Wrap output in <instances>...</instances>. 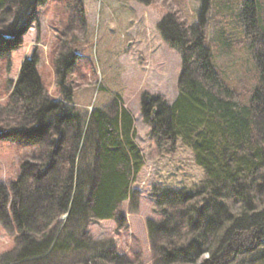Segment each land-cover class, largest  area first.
<instances>
[{
    "label": "trees",
    "instance_id": "16d2710c",
    "mask_svg": "<svg viewBox=\"0 0 264 264\" xmlns=\"http://www.w3.org/2000/svg\"><path fill=\"white\" fill-rule=\"evenodd\" d=\"M45 1L0 0V58L20 48ZM65 1L73 7L68 26H84V0ZM198 12L192 24L177 12L162 19L163 38L182 59L178 95L171 104L155 101L156 123L152 106H143L157 140L182 137L205 173L195 187L153 193L160 217L147 220L152 264H264V0H202ZM229 14L238 38L230 35ZM222 16L226 23L217 24ZM64 33L52 56L60 97L45 85L36 52L24 58L15 80H6L0 140L30 147L34 156L8 183L0 180V222L16 231L0 264H143L139 253L111 242L88 252V229L80 240L72 237L81 221L124 226L122 204L135 201L132 185L145 160L133 114L117 99L110 109L93 107L86 124L70 104L67 78L79 49ZM238 47L247 49L250 63L246 92L224 78L216 61V48L237 54ZM63 230L69 234L60 239Z\"/></svg>",
    "mask_w": 264,
    "mask_h": 264
},
{
    "label": "rangeland",
    "instance_id": "374dc122",
    "mask_svg": "<svg viewBox=\"0 0 264 264\" xmlns=\"http://www.w3.org/2000/svg\"><path fill=\"white\" fill-rule=\"evenodd\" d=\"M83 2L86 17L84 26L79 21L68 26L73 7L65 0H46L40 7L38 21L23 35L20 48L13 51L10 58H0V102H5L7 98L6 80H15L24 58L35 52L45 85L52 95L60 97L52 56L64 31L69 38L75 39L79 56L67 78L72 88L70 104L81 112L86 124L93 107L110 109L117 99L133 114L136 141L141 147L145 163L132 185L138 193L135 201L128 199L122 204L126 218L124 226L114 220L91 221L87 226L81 221L73 228L72 237L80 240L81 231L88 229L92 236L85 243L88 252L111 242L121 251L139 253L143 264H152L147 220L160 217L152 199L153 193L162 186L195 187L203 181L205 173L182 137L169 142L157 140L152 132V122H147L145 118L144 95H159L160 100L169 104L176 99L182 59L179 52L163 38L161 21L165 15L177 12L186 24H192L199 18L202 0ZM227 17L231 37H240L236 25L233 26L236 16L229 14ZM218 23L224 25L226 18L222 16V21ZM211 31L210 28L207 30L208 40ZM216 49V61L224 78L238 85L241 90L248 91L252 84L251 76H245L250 66L245 60L247 49L238 47L237 54H225ZM31 149L11 139L0 140L1 181L8 183L16 176L20 162L25 158H33ZM66 217L67 214L62 215L61 220ZM67 234L69 232L63 230L60 239ZM15 235V229L5 227L0 222V251L14 245Z\"/></svg>",
    "mask_w": 264,
    "mask_h": 264
},
{
    "label": "water",
    "instance_id": "95a60500",
    "mask_svg": "<svg viewBox=\"0 0 264 264\" xmlns=\"http://www.w3.org/2000/svg\"><path fill=\"white\" fill-rule=\"evenodd\" d=\"M157 99H158V96L146 95L144 105L149 106L153 102V100H157ZM157 112H158V107L156 106L152 109L153 119H154V115H156ZM154 120H155L154 122L156 123V119Z\"/></svg>",
    "mask_w": 264,
    "mask_h": 264
},
{
    "label": "flooded vegetation",
    "instance_id": "af4514ba",
    "mask_svg": "<svg viewBox=\"0 0 264 264\" xmlns=\"http://www.w3.org/2000/svg\"><path fill=\"white\" fill-rule=\"evenodd\" d=\"M153 105H154V102H153ZM153 105H152V106H153ZM148 111H150V113H151V110H148Z\"/></svg>",
    "mask_w": 264,
    "mask_h": 264
}]
</instances>
